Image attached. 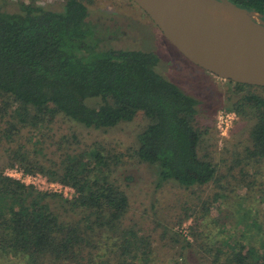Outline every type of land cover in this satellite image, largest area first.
Returning a JSON list of instances; mask_svg holds the SVG:
<instances>
[{"label":"trees","instance_id":"trees-1","mask_svg":"<svg viewBox=\"0 0 264 264\" xmlns=\"http://www.w3.org/2000/svg\"><path fill=\"white\" fill-rule=\"evenodd\" d=\"M225 1L264 19V0ZM3 5L0 149L8 146L11 157L5 166L40 173L76 193L68 200L40 192L0 169V264H148L151 242L124 223L128 196L109 180L116 159L93 149L65 153L60 163L47 165L13 143L26 128L41 130L57 116L107 130L144 115L150 122L138 136L139 162L155 166L163 183L202 187L215 181L217 168L199 153L200 101L160 75L156 53L102 47L100 25L82 0H65L59 10L31 0L19 13ZM234 85L244 93L233 109L257 117L253 152L264 159V97L244 90L257 87ZM95 99L99 104L89 105ZM56 199L58 211L51 205ZM221 249L209 264H264V241L259 246L236 239Z\"/></svg>","mask_w":264,"mask_h":264},{"label":"rangeland","instance_id":"rangeland-1","mask_svg":"<svg viewBox=\"0 0 264 264\" xmlns=\"http://www.w3.org/2000/svg\"><path fill=\"white\" fill-rule=\"evenodd\" d=\"M30 1L0 0L4 3L3 9L11 13H19L22 4ZM41 1L51 10L61 9L65 3V0ZM82 1L91 10V19L100 25L102 47L112 45L118 49L156 53L161 59L157 68L160 75L200 101L197 128L203 137L199 153L216 166L217 177L202 187L163 183L158 169L139 162L135 154L138 136L150 122L144 115L107 130L86 128L57 116L47 126L40 124L41 130H23L13 148L21 145L33 158L47 165L60 163L65 153L93 149L116 159L111 161L109 180L128 196L129 211L124 223L135 225L139 235L151 242L153 252L148 264H209L227 241L236 239L262 245L264 159L253 152L251 139L258 119L233 109L244 92L236 93L235 83L216 77L187 60L132 1ZM256 18L263 22L262 17ZM258 88L244 90L264 97V90ZM99 102L91 100L89 105L97 106ZM1 114L0 133L5 124ZM226 115L234 118L228 126L222 119ZM10 158L8 146L1 148L0 169L4 172L10 168L5 166ZM59 203L58 199L51 201L54 211L59 209Z\"/></svg>","mask_w":264,"mask_h":264},{"label":"water","instance_id":"water-1","mask_svg":"<svg viewBox=\"0 0 264 264\" xmlns=\"http://www.w3.org/2000/svg\"><path fill=\"white\" fill-rule=\"evenodd\" d=\"M131 1L194 65L223 80L264 87V21L257 20L256 16L262 17L258 13L249 12L225 0H199L212 6L244 11L258 30V35H261L253 39L226 35L195 22L180 6L181 0Z\"/></svg>","mask_w":264,"mask_h":264},{"label":"bare ground","instance_id":"bare-ground-1","mask_svg":"<svg viewBox=\"0 0 264 264\" xmlns=\"http://www.w3.org/2000/svg\"><path fill=\"white\" fill-rule=\"evenodd\" d=\"M180 6L192 19L209 29H215L233 37L257 38L259 32L247 14L231 7L205 4L199 0H181ZM258 57V55H255Z\"/></svg>","mask_w":264,"mask_h":264},{"label":"built area","instance_id":"built-area-1","mask_svg":"<svg viewBox=\"0 0 264 264\" xmlns=\"http://www.w3.org/2000/svg\"><path fill=\"white\" fill-rule=\"evenodd\" d=\"M222 119H225L223 123L228 126L234 118L230 115H226L222 116ZM4 175L26 187H32L40 192L59 195L69 200L73 199L76 193L75 189L70 186L57 181H51L40 173H28L19 166L8 168L4 172Z\"/></svg>","mask_w":264,"mask_h":264},{"label":"flooded vegetation","instance_id":"flooded-vegetation-1","mask_svg":"<svg viewBox=\"0 0 264 264\" xmlns=\"http://www.w3.org/2000/svg\"><path fill=\"white\" fill-rule=\"evenodd\" d=\"M131 1V0H130ZM133 2V1H132ZM134 3V2H133ZM135 4V3H134ZM137 6V5H136ZM263 18V17H262ZM263 21H264V19H263Z\"/></svg>","mask_w":264,"mask_h":264}]
</instances>
